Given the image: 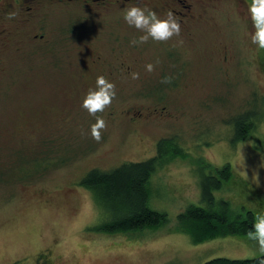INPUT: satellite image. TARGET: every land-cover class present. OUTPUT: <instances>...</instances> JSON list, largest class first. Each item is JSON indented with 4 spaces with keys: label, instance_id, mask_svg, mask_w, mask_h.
Wrapping results in <instances>:
<instances>
[{
    "label": "rangeland",
    "instance_id": "374dc122",
    "mask_svg": "<svg viewBox=\"0 0 264 264\" xmlns=\"http://www.w3.org/2000/svg\"><path fill=\"white\" fill-rule=\"evenodd\" d=\"M152 5L153 0L46 5L38 9L45 28L34 24L27 35L44 32L50 52L22 46L18 53L22 34L4 47L0 264H32L41 255L49 264H203L213 257L264 254L247 235L194 242L177 220L188 205H202V173L224 165L232 177L214 196L234 213L249 210L255 220L264 214V58L251 41L250 12L226 5L182 26L170 40L133 44L144 33L129 26L124 14L146 6L162 18ZM149 63L152 72L146 71ZM100 75L115 84L116 96L96 114L107 124L97 142L90 134L96 117L82 101ZM164 77L171 82L162 83ZM246 110L252 112L251 130L232 142V119ZM160 140L174 152L150 177L148 206L164 212L166 222L131 233L93 230L103 210L79 179L94 167L107 170L151 157Z\"/></svg>",
    "mask_w": 264,
    "mask_h": 264
},
{
    "label": "trees",
    "instance_id": "16d2710c",
    "mask_svg": "<svg viewBox=\"0 0 264 264\" xmlns=\"http://www.w3.org/2000/svg\"><path fill=\"white\" fill-rule=\"evenodd\" d=\"M260 52L264 58V49L260 48ZM251 114L250 110H246L233 117L232 142L243 140L248 135L253 121ZM164 143L165 140L158 141L156 154L144 160L123 162L107 170L94 167L79 179V184L91 193L93 200L103 210V221L95 225L93 230L110 234L131 233L156 228L166 222L164 212L148 206L150 177L160 160L174 152L170 148H162ZM41 158L42 164L47 162L45 151ZM60 159L49 158L48 161H66L65 158ZM231 177L227 165L217 167L214 172L202 173L199 181L202 205L190 204L178 213L180 229L187 232L194 242L220 235L244 236L254 230L255 217L251 211L234 213L226 200L216 198L213 194L222 189L224 183H229ZM203 264H264V254L239 259L213 257Z\"/></svg>",
    "mask_w": 264,
    "mask_h": 264
},
{
    "label": "clouds",
    "instance_id": "9594fccd",
    "mask_svg": "<svg viewBox=\"0 0 264 264\" xmlns=\"http://www.w3.org/2000/svg\"><path fill=\"white\" fill-rule=\"evenodd\" d=\"M249 12L255 28L251 41L259 48L264 49V0H252ZM14 16L15 14H10L8 19H13ZM124 20L129 26H134L144 33L138 40H133V44L147 43L149 38L158 42L167 41L173 36H179L181 31L180 22L172 11H169L165 18H160L154 10L146 6L143 8L132 6L126 10ZM182 43V40L178 41V44ZM145 67L148 72L155 70L152 63ZM131 78L133 80L139 79V74L131 73ZM161 82L170 83L171 80L169 77H164ZM115 96V84L109 82L105 76L100 75L96 79V88L89 89L82 101V107L87 110L89 115L96 117L95 123L90 126V134L92 139L97 142L101 140L102 131L106 129L107 124L103 118L97 117L96 114L110 107ZM253 229L247 233V237L256 241L259 251L264 253V214L257 216Z\"/></svg>",
    "mask_w": 264,
    "mask_h": 264
},
{
    "label": "flooded vegetation",
    "instance_id": "af4514ba",
    "mask_svg": "<svg viewBox=\"0 0 264 264\" xmlns=\"http://www.w3.org/2000/svg\"><path fill=\"white\" fill-rule=\"evenodd\" d=\"M70 1H86V0H70ZM97 2L99 4L117 5L119 3L127 4L131 0H89V2ZM64 0H0V57L3 54L4 47L10 42L15 41V36L22 34L25 39L15 43L16 50L21 53L22 46H40L44 47L45 53L50 52V41L46 39V34L42 31L34 32L32 35H27V28L31 31L33 26L38 25L40 28H45L43 14L39 13L38 9L45 10L46 5L60 4ZM252 0H153L152 8L165 10V18L169 11H172L178 18L180 26L187 25L192 21L210 16V11L226 5L234 8H239L243 12L249 13V6ZM51 3V4H50ZM209 13V15H208ZM10 14H15L13 19H8ZM248 19H250L248 17ZM35 24V25H34ZM27 35V36H26ZM23 43V44H22ZM11 46V45H10ZM169 52V47L167 48ZM43 53V52H42ZM172 83L173 80H172ZM177 84V83H175ZM36 258L32 264H49L46 256L41 255ZM40 259V260H39Z\"/></svg>",
    "mask_w": 264,
    "mask_h": 264
}]
</instances>
